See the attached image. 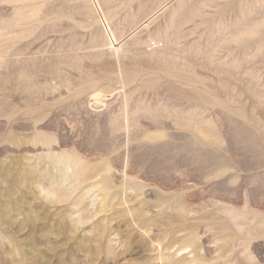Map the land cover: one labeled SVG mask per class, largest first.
Wrapping results in <instances>:
<instances>
[{"label":"rangeland","instance_id":"obj_1","mask_svg":"<svg viewBox=\"0 0 264 264\" xmlns=\"http://www.w3.org/2000/svg\"><path fill=\"white\" fill-rule=\"evenodd\" d=\"M0 264H264V0H0Z\"/></svg>","mask_w":264,"mask_h":264},{"label":"bare ground","instance_id":"obj_2","mask_svg":"<svg viewBox=\"0 0 264 264\" xmlns=\"http://www.w3.org/2000/svg\"><path fill=\"white\" fill-rule=\"evenodd\" d=\"M59 159V158H58ZM62 159V158H61ZM59 161V160H58ZM64 161H65V159H64ZM63 161V162H64ZM58 163V162H57ZM66 164V163H65ZM69 165V164H68ZM67 165V166H68ZM69 167V166H68ZM85 167H86V165H85ZM66 169V168H65ZM63 170V169H62ZM77 172V171H76ZM79 173L77 174L78 176H82L83 175V173H84V170H80V171H78ZM49 174H48V183H49V186L51 187V188H53V185H54V182H53V180H54V178H56V177H53V175H52V173H50V172H48ZM85 174V173H84ZM86 175V174H85ZM62 176V180L64 181V180H66V179H68V177H66L65 176V174H63V175H61ZM60 176V177H61ZM34 178V177H33ZM75 178H76V176H75ZM74 178V179H75ZM36 179H37V177H36ZM77 179V178H76ZM79 179V178H78ZM53 190V189H52ZM52 190L51 189H48V191H50L52 194L53 193H56V192H52ZM145 191V190H144ZM50 192H48V193H50ZM48 193H46V194H48ZM66 195V194H65ZM64 194H63V197L65 196ZM58 199H60V198H62L61 196H59V197H57ZM60 201V200H59ZM187 205V204H186ZM179 210L181 211V210H185V208H184V206L183 205H180V207H179ZM185 213V212H184ZM139 218V217H138ZM168 220H169V223H174V222H180V220H179V218L177 219L175 216H171V217H169L168 218ZM140 223H143V226H146L147 225V221L145 220V219H141L140 220ZM186 230V228H184V227H181L179 230H178V232H182V231H185ZM149 232V231H148ZM146 233V232H145ZM113 260V259H112Z\"/></svg>","mask_w":264,"mask_h":264}]
</instances>
